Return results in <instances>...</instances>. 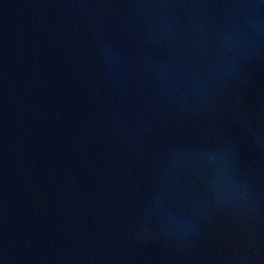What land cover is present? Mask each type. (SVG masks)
<instances>
[{
	"label": "water",
	"instance_id": "obj_1",
	"mask_svg": "<svg viewBox=\"0 0 264 264\" xmlns=\"http://www.w3.org/2000/svg\"><path fill=\"white\" fill-rule=\"evenodd\" d=\"M0 264H264V0H0Z\"/></svg>",
	"mask_w": 264,
	"mask_h": 264
}]
</instances>
